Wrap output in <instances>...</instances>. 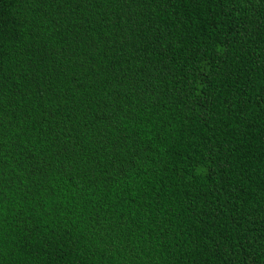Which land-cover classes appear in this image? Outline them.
Returning a JSON list of instances; mask_svg holds the SVG:
<instances>
[{
  "label": "trees",
  "instance_id": "16d2710c",
  "mask_svg": "<svg viewBox=\"0 0 264 264\" xmlns=\"http://www.w3.org/2000/svg\"><path fill=\"white\" fill-rule=\"evenodd\" d=\"M0 264H264V0H0Z\"/></svg>",
  "mask_w": 264,
  "mask_h": 264
}]
</instances>
